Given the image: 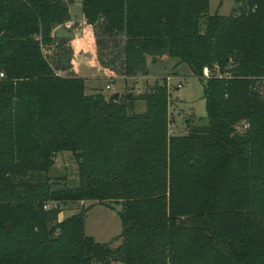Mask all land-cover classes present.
Wrapping results in <instances>:
<instances>
[{
    "label": "trees",
    "instance_id": "obj_1",
    "mask_svg": "<svg viewBox=\"0 0 264 264\" xmlns=\"http://www.w3.org/2000/svg\"><path fill=\"white\" fill-rule=\"evenodd\" d=\"M235 2L80 0L109 81L169 57L201 82L204 119L169 135L165 78L116 102L86 94L58 73L66 3L0 0V264H264V0ZM62 152L75 185L50 174ZM78 201L116 203L118 236L85 235L86 206L58 219Z\"/></svg>",
    "mask_w": 264,
    "mask_h": 264
},
{
    "label": "rangeland",
    "instance_id": "obj_2",
    "mask_svg": "<svg viewBox=\"0 0 264 264\" xmlns=\"http://www.w3.org/2000/svg\"><path fill=\"white\" fill-rule=\"evenodd\" d=\"M63 1L66 4H75L77 2V0ZM236 5L239 6L235 0H208L207 13L227 15L231 11L237 10L238 7L236 8ZM90 31L92 38H88L90 41L89 44L92 42L91 44L94 46L93 56L98 64L97 50L95 48L92 28ZM61 39L65 40V46L69 47L71 51L68 38L62 37ZM42 52L49 60L55 55L52 45L44 46ZM98 66L100 65L98 64ZM65 72V74L70 73L75 75V73L69 69L65 70ZM146 75V78H140L142 75H136L133 77H127L126 79L115 75L117 78L111 79L110 81L108 78H100L91 82L84 80V92L86 94L101 92L107 96L110 93L117 91L122 98L124 94H127L129 91L127 85L132 84L133 88L130 93L136 96L137 94L142 93L147 86H152L154 82L165 78V83L169 92L167 111L170 128L172 129L171 134H183L190 124H197L199 122L197 119L199 118L204 119L205 112L201 82L191 74L189 67L185 63H177V60L174 58L160 57L152 63L148 62ZM107 84L108 88H105ZM177 84H179L178 88H176ZM142 109L143 101L136 99L134 102V111L139 112ZM183 120H185V122H183ZM75 170V163L72 155L68 152H62L55 155L50 174L53 176L64 175L66 182L69 185H75L77 182ZM81 206L87 207L83 217V232L85 235L90 236L94 241L99 243L110 242L118 236L121 229L119 217L117 215L119 206L112 201H78L75 203H69L61 207L62 211L59 213L58 219L76 211Z\"/></svg>",
    "mask_w": 264,
    "mask_h": 264
},
{
    "label": "crops",
    "instance_id": "obj_3",
    "mask_svg": "<svg viewBox=\"0 0 264 264\" xmlns=\"http://www.w3.org/2000/svg\"><path fill=\"white\" fill-rule=\"evenodd\" d=\"M66 5L68 20L55 25L51 29V36L53 38H68L71 47L69 70L88 82L96 81L100 78H108V73L98 66L93 56L94 46L91 44L92 42L89 44L90 41L88 39L92 38L91 27L82 18L80 0H77L75 4L67 3ZM58 73L64 75L66 72L59 71ZM146 77L147 75H142L140 78ZM116 78L117 76H113V79Z\"/></svg>",
    "mask_w": 264,
    "mask_h": 264
},
{
    "label": "water",
    "instance_id": "obj_4",
    "mask_svg": "<svg viewBox=\"0 0 264 264\" xmlns=\"http://www.w3.org/2000/svg\"><path fill=\"white\" fill-rule=\"evenodd\" d=\"M236 8L238 7L237 5L235 6ZM133 88V85L132 84H128L127 85V89L129 90L127 92V95L130 94V91L131 89ZM152 89V86H149L148 87V90L150 91ZM118 97H119V93L117 91H114L112 93H110L109 95H107L106 97V102H116L118 100ZM183 122H185V120H183Z\"/></svg>",
    "mask_w": 264,
    "mask_h": 264
},
{
    "label": "built area",
    "instance_id": "obj_5",
    "mask_svg": "<svg viewBox=\"0 0 264 264\" xmlns=\"http://www.w3.org/2000/svg\"><path fill=\"white\" fill-rule=\"evenodd\" d=\"M207 74H208L207 68H203L202 69V75L206 77ZM0 76H2L1 73H0ZM176 86H177L176 88H178L179 84H177ZM105 87L108 88V85H106ZM171 133H172V129L170 128V123H168V125H167V134L172 135Z\"/></svg>",
    "mask_w": 264,
    "mask_h": 264
}]
</instances>
